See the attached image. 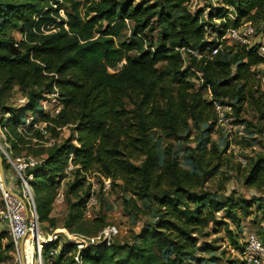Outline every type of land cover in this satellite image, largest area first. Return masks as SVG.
<instances>
[{"label":"trees","instance_id":"obj_1","mask_svg":"<svg viewBox=\"0 0 264 264\" xmlns=\"http://www.w3.org/2000/svg\"><path fill=\"white\" fill-rule=\"evenodd\" d=\"M84 1L0 0V127L6 135L0 143L13 160L35 159L22 173L31 184L41 223L60 227L52 211L70 160L76 178L65 194L68 230L93 236L109 225L103 216L86 217L91 185L85 189L82 171H96L111 185L120 184L131 194L124 202L132 214H147L138 199L148 200L157 220L134 234L133 242L91 245L80 250L79 259L71 240L50 242L43 249L44 264H193L194 234L218 211L235 221L239 215L234 197L201 188L214 172L206 161L220 154L216 142L198 144L200 151L191 153L199 172L182 164L173 140L187 139L203 124L210 125L211 134L219 125L215 102L231 104L237 115L247 104L264 119V92L257 78L258 66L264 64L260 43L223 39L229 28L246 22L264 28V0H223L217 14H209L210 25L215 15L222 20L213 26L215 37L209 35L204 13L192 12L191 0ZM62 4L69 8L66 17ZM214 48L218 52L210 55ZM191 72L203 79L197 90ZM169 75L177 78L175 87L163 85ZM15 87L28 99L19 111L5 105ZM208 90L212 99L205 95ZM54 92L62 107L51 116L41 103ZM41 121L52 138L69 124L74 133L47 146L51 137L37 127ZM0 154L5 171L15 172L1 148ZM14 177L18 183L19 175ZM244 182L264 187V155L251 158ZM240 204L246 210L252 202ZM234 244L242 249L240 241ZM13 251L10 232L1 229L0 263L12 259Z\"/></svg>","mask_w":264,"mask_h":264},{"label":"rangeland","instance_id":"obj_2","mask_svg":"<svg viewBox=\"0 0 264 264\" xmlns=\"http://www.w3.org/2000/svg\"><path fill=\"white\" fill-rule=\"evenodd\" d=\"M154 1V0H153ZM223 0H191L190 8L193 13L201 11L203 19L208 23L209 35L211 37L217 36V31H214L213 26H218L221 23V18L215 15L211 25L209 24V14L215 12L218 7H223ZM83 4L85 1L83 0ZM66 4H62L61 15L66 17L68 10ZM217 14V12H215ZM231 15V14H230ZM232 16V15H231ZM59 21V20H57ZM213 23V25H212ZM131 24V22H129ZM126 31V29H125ZM124 31V34H125ZM11 33L17 38H22V33L18 30H12ZM126 33H129L126 31ZM229 43H234L229 40ZM252 43H264V28L257 30V33L252 37ZM125 61H121L118 69L122 67ZM110 68V71L118 70ZM261 72L264 71V64L258 66ZM189 79L194 90L199 89L203 84V79L197 72L189 73ZM260 88L264 92V82L259 80ZM257 82V84H259ZM166 87H175L177 85V78L169 75L167 80L163 83ZM206 97L212 99L210 90L206 91ZM50 97H53L51 94ZM51 98L43 101L42 108L44 112L53 115L54 101ZM28 103V99L15 87L6 100V106L14 110L23 109ZM233 107V106H232ZM128 108H133L131 104ZM234 111V109H233ZM31 113L28 112L27 115ZM3 112L0 108V120ZM32 117L27 118L31 121ZM230 123H219L214 127L211 134H207L210 127L209 124H203L200 129H192L187 139L173 140L176 147V155L181 157L183 165L188 167L191 171H200L199 166L191 158V153L196 155L200 150L198 144L211 145V142H216L220 154H215V158L207 160L209 163L207 168L213 170V174L207 179L203 186L206 191L217 192L221 195L231 196L235 198L236 209L239 215V221H235L227 217L225 211H218L215 213L216 219H210L205 228L194 235L197 238V252L192 258L193 264H231L232 260H240L238 250L235 248L234 241L238 240L244 243L247 236L251 233H264V187L256 188L245 184V167L250 162L251 158H256L258 155H264V119L260 118L259 114L253 110L249 105L244 104L239 115L232 113L230 116ZM30 123V122H28ZM37 127L42 129L47 137H51L46 145L49 146L55 142L61 143L66 138L74 133V126L72 124L66 125L60 130V136L55 139L47 128V123L38 122ZM36 128V127H35ZM0 139H6L5 131L0 127ZM164 139V138H163ZM209 139V140H208ZM0 143V148H2ZM75 165L70 160L67 166V177L59 187V191H66L75 178ZM13 176L17 172L12 171ZM81 177L85 178V189L91 185V193L95 195L93 205H89L85 209V215L88 219L97 216H103L109 225H116L118 233L114 241L119 242H133L134 234L139 233L147 224H152L157 220L156 212L153 210L151 203L148 200H139L140 206L145 208L147 214L135 215L125 206L124 196L130 197L131 194L123 191L120 184L110 186L105 185L104 178L96 171H82ZM106 178V177H105ZM121 183V182H118ZM18 183L16 182V185ZM91 196V195H90ZM90 198V197H89ZM72 199L74 197L72 196ZM251 201V206L246 210L241 208V201ZM3 209V199L0 192V211ZM52 215L58 220L60 227L52 228L48 222L41 223L39 221V228L44 234H51L58 236L57 241L60 244L70 240L68 233H73L64 227L65 219L68 215L67 198L61 203L55 199L53 205ZM221 221V222H218ZM1 229L9 228L6 225H1ZM63 229V230H61ZM10 232V231H9ZM113 241V242H114ZM79 248L74 251L76 257L79 256ZM12 259L2 264H11Z\"/></svg>","mask_w":264,"mask_h":264},{"label":"built area","instance_id":"obj_3","mask_svg":"<svg viewBox=\"0 0 264 264\" xmlns=\"http://www.w3.org/2000/svg\"><path fill=\"white\" fill-rule=\"evenodd\" d=\"M257 33V28L252 22H246L238 27H231L227 30L226 35L223 39L230 41H237L242 44L249 46L254 45L252 43V37ZM259 54L264 57V43H260L258 47ZM218 52V48L212 49L210 55H215ZM194 54H198V51H193ZM257 78L264 82V71L259 70ZM53 97L51 102H55L53 107V115H57L62 107L59 102V93H52ZM48 99V98H47ZM44 99L43 101H45ZM215 110L218 116L219 123H230V116L233 113V107L231 104L215 102ZM6 154L9 161L16 168L17 174L19 175L20 181L16 183L12 182L14 176L9 177V190H6L2 184L1 177V164H0V192L3 199V209L0 211V228L1 225H6L9 228L13 243L14 251L11 264H44L43 260V249L44 247L53 241H56L59 234L53 237L51 234H44L39 228V218L37 213V205L32 191L29 180L22 173L25 168L30 165H35L36 161L33 157H18L13 160L4 149L1 148ZM104 178L106 187L110 186L111 179ZM32 178V176H30ZM16 181V180H15ZM14 189L19 191L20 197L13 194ZM56 200L58 203H62L65 200L64 191H59ZM95 195L91 193L89 198V205H93ZM118 233L117 226L107 225L98 234L89 236L82 233H68L70 240L77 244L78 250L85 249L91 245L106 244L110 245L113 243L115 236ZM22 252H24V260L22 259ZM59 248L51 252V254H58ZM238 255L243 264H264V236L257 232L251 233L245 239L242 244V249L238 250ZM79 259V256L76 257ZM1 264V263H0Z\"/></svg>","mask_w":264,"mask_h":264},{"label":"water","instance_id":"obj_4","mask_svg":"<svg viewBox=\"0 0 264 264\" xmlns=\"http://www.w3.org/2000/svg\"><path fill=\"white\" fill-rule=\"evenodd\" d=\"M0 164H1V177H2V184L5 187L6 190H9L8 184H9V177H8V173L5 171L4 167H3V158L2 155L0 154ZM13 194H16L18 197H20L19 195V191L14 189V191H12ZM24 252H22V259L24 260Z\"/></svg>","mask_w":264,"mask_h":264},{"label":"crops","instance_id":"obj_5","mask_svg":"<svg viewBox=\"0 0 264 264\" xmlns=\"http://www.w3.org/2000/svg\"><path fill=\"white\" fill-rule=\"evenodd\" d=\"M8 174H10L11 175V177L13 176L10 172H7ZM12 182L13 183H16V181H15V179L14 178H12Z\"/></svg>","mask_w":264,"mask_h":264},{"label":"bare ground","instance_id":"obj_6","mask_svg":"<svg viewBox=\"0 0 264 264\" xmlns=\"http://www.w3.org/2000/svg\"><path fill=\"white\" fill-rule=\"evenodd\" d=\"M61 230H63V229H61Z\"/></svg>","mask_w":264,"mask_h":264}]
</instances>
